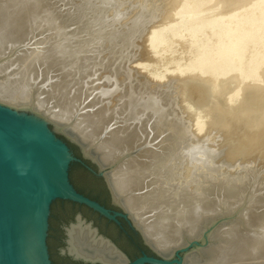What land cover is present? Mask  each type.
<instances>
[{"label": "bare ground", "instance_id": "bare-ground-1", "mask_svg": "<svg viewBox=\"0 0 264 264\" xmlns=\"http://www.w3.org/2000/svg\"><path fill=\"white\" fill-rule=\"evenodd\" d=\"M170 1L0 0V104L31 110L72 133L98 163L111 164L105 177L114 203L163 257L205 232L182 264H264V184L255 172L244 180L216 177L217 156L205 140L222 128L221 119L215 114L206 123L176 105L174 84L193 78L194 93L207 92L216 111L227 92L225 117L243 87L264 90V0L234 1L224 14L215 0ZM178 43L195 48L190 63L165 74L150 70ZM91 231L71 226L68 253L122 264ZM24 252L38 264L31 231Z\"/></svg>", "mask_w": 264, "mask_h": 264}, {"label": "water", "instance_id": "water-1", "mask_svg": "<svg viewBox=\"0 0 264 264\" xmlns=\"http://www.w3.org/2000/svg\"><path fill=\"white\" fill-rule=\"evenodd\" d=\"M71 146L79 157L72 152ZM72 164L82 166L102 181L113 209L75 189L69 180ZM111 168V164L98 163L97 155L91 149L86 153L72 133L58 129L52 122L41 121L29 109L0 104V264H30L24 252L26 231L34 235L38 264H53L47 238L50 210L56 202L83 207L120 228L122 221L147 251L134 259L128 258L111 240L101 235L92 222L76 215L63 227V247L59 250L61 256L73 262L102 264L74 258L68 253V230L79 223L88 226L96 238L105 241L121 257L122 264H182L185 254L201 245L205 232L201 238L192 239L174 251L170 258L154 251L130 216L114 203L105 177Z\"/></svg>", "mask_w": 264, "mask_h": 264}, {"label": "rangeland", "instance_id": "rangeland-1", "mask_svg": "<svg viewBox=\"0 0 264 264\" xmlns=\"http://www.w3.org/2000/svg\"><path fill=\"white\" fill-rule=\"evenodd\" d=\"M172 1V0H171ZM170 1V2H171ZM179 1L180 0H176V1H172L171 2V6H173V5H177L178 3H179ZM182 1V0H181ZM225 1V2H224ZM234 1H238V0H215L214 2L215 3H213L212 4V6L214 5V6H216L217 4L218 5H220V6H222V4L224 3L225 4V6H224V4H223V7H220V9H218L219 10V12L221 13V14H224L225 12H226V9L228 10L231 6H232V3L234 2ZM129 2V1H128ZM127 2V7H129L128 6V4L130 5L131 3L132 4H134V1H131L130 3H128ZM174 2V3H173ZM176 2V3H175ZM219 2H220V4H219ZM230 2V3H229ZM167 3V2H166ZM173 3V4H172ZM217 3V4H216ZM222 3V4H221ZM132 4L130 5V7L129 8H131V9H127L126 10V17H125V19H129V20H131L132 18H133V15L131 16L130 14H127V13H132V11H133V8L131 7L132 6ZM168 4H170L169 2H168ZM213 6V7H214ZM212 7V8H213ZM217 7V6H216ZM219 7V6H218ZM126 9V8H125ZM168 9V8H167ZM166 9V10H167ZM216 9V8H215ZM130 11V12H127V11ZM218 10H216L217 12H218ZM222 10H225V12L224 11H222ZM162 11H163V9H162ZM218 12V13H219ZM162 13V12H161ZM127 15H129L130 17H132V18H130V17H128L127 18ZM127 21V20H126ZM168 21V20H167ZM166 21V22H167ZM128 22V21H127ZM165 23V22H164ZM144 28H147V27H144ZM143 28V29H144ZM146 30V29H145ZM144 32V31H143ZM209 33L210 32H208V31H206L205 32V34H204V36L201 38L202 40H200L202 43H203V41L205 42V40H207L209 37H210V35H209ZM211 34V33H210ZM209 36V37H208ZM179 44V43H178ZM176 44V45H172L171 47H170V49H169V55H166L163 59H162V61H158L157 62V65L156 64H154V65H156V66H154L153 67V64H150V63H148V64H150V66H152V68H150V70H153V71H160L161 70V72L162 73H164L165 74V72H166V70H167V72L169 73L170 71H172L174 68H175V66H176V68L174 69V70H176V69H179V67H183V66H185L186 64H188V63H190L192 60H193V58H194V55H195V48L194 47H192V46H189V48H191V49H184V47L181 45V44ZM194 46V45H193ZM196 47V46H195ZM183 49V50H182ZM144 50V49H143ZM142 50V51H143ZM245 50H246V52H243V53H245V54H249V53H251L252 51L250 50V48H249V50H248V48H245ZM245 50H243V51H245ZM249 51V53H247L248 51ZM253 50H255V48H253ZM144 52H146L145 50H144ZM143 52V53H144ZM257 51H255V52H253L254 54L256 53ZM142 53V54H143ZM145 54V53H144ZM244 54V57L246 56ZM251 55H253V54H251ZM145 56H146V54H145ZM249 57H250V54L248 55ZM247 56V57H248ZM247 57H245V58H247ZM244 58V59H245ZM247 59H249V58H247ZM247 59H245V60H247ZM147 60V59H146ZM165 60V61H164ZM148 61V60H147ZM146 61V62H147ZM249 60H247V61H243L242 62V66L240 67V71H245V70H247L246 68L248 67L247 66V62H248ZM249 64V63H248ZM234 65V64H233ZM164 66V67H163ZM178 67V68H177ZM234 67H236L235 65H234ZM238 67V66H237ZM236 67V69L238 70V68ZM156 68V69H155ZM165 68V69H164ZM163 69V70H162ZM170 70V71H169ZM173 70V71H174ZM156 71V72H157ZM164 71V72H163ZM166 72V73H167ZM261 76V75H260ZM264 77V76H263ZM261 78V79H263V82H260L261 84L262 83H264V78ZM260 79V81H262ZM167 80V79H166ZM184 80V79H183ZM192 80H194L193 78H188V79H186V81L184 80V81H182V79L181 80H179L178 79V81L176 80V81H174V84L176 85V87L178 88L177 89V92H178V94H177V100H176V105H178L179 107H181V108H188V110L190 111V110H192V112L190 111V113L196 118V115H194L195 113H197V115H198V113L200 114L199 116H197V117H200L201 119H202V121H204L205 119H206V121H204V122H211L212 120L214 121V117L216 116L217 118H219L218 119V121H220V119H221V127L222 128H220L219 130H218V132H215L214 133V135L212 136V134H213V132L212 133H210L211 134V136H207V139L205 140V145L208 147V148H206V149H208L207 151H209V150H212V152L214 151L215 153H216V156L217 157H215L216 159L215 160H213V162L215 161V164L218 166V171L217 172H215V173H217L216 174V177H218L219 179H225V180H227L228 178H231V179H239V178H241V179H245V178H248V176L250 175V173H254L255 172V174L256 175H259V177H260V181H262V183L264 184V117L262 116V113H261V110H262V108L264 107V97H262V95L264 96V90H263V84L261 85L260 84V86H261V88L262 89H260V90H256L255 91V93H254V91H252V93H251V91L250 90H248L247 91V89L245 90V87H243V89H241V90H245V91H241L240 90V92L241 93H239L240 94V99H239V101L236 103V105L234 106V108H231V109H229V111L231 110V112H229L228 113V115L225 117V113L226 112H228V111H226V109L228 110V106L226 105V104H224L225 103V98H226V96H223V95H225V93H227V92H224V94L221 96V101L219 100L218 102V105L219 106H221L220 108L222 109V111H219V107L217 108L218 109V111H216L215 109L216 108H213L212 106H211V104H209L210 103V97L207 95V92H206V94L203 96L201 93H199V94H196V93H194V89L193 88H191L193 85H191V84H195L196 83V81L195 82H193ZM179 84H181V85H179ZM225 84H228L226 81H224L223 82V85H222V83H221V86H222V88H223V86H224V88H225ZM235 83H233V85H234ZM236 86V84L234 85V86H232L233 88ZM193 89V90H192ZM206 91V90H205ZM225 91V90H224ZM196 92V91H195ZM199 92V91H198ZM242 92H243V94H242ZM245 92V93H244ZM262 94H261V93ZM246 93H250V94H253V96L252 95H248V94H246ZM259 93V94H258ZM179 94H181V95H179ZM202 95V97H200L201 95ZM179 95V96H178ZM200 95V96H199ZM256 95V96H255ZM255 96V97H254ZM259 96V97H258ZM225 97V98H224ZM246 97V98H245ZM258 99V100H257ZM201 101V102H200ZM224 102V103H223ZM207 103V104H206ZM187 105V106H186ZM209 106V107H208ZM203 107V108H202ZM205 107V108H204ZM225 107H227L225 110H224V108ZM191 108V109H190ZM206 108H207V110H206ZM244 108V109H243ZM202 109H203V111H204V113L202 112ZM233 109V110H232ZM241 109H243V111H242V113L241 114H243V115H241V116H239L238 115V113H239V111L241 110ZM194 110V111H193ZM214 110V111H213ZM198 111V112H197ZM216 111V112H215ZM224 111H225V113H224ZM220 112V113H219ZM222 112L224 113V114H222ZM241 112V111H240ZM207 113H209L210 114V116H209V114H208V116L210 117H208V116H205L206 118H204L203 116H204V114L205 115H207ZM215 114H217V115H215ZM222 114V116H220ZM202 115V116H201ZM215 115V116H214ZM224 115V116H223ZM212 116H214L213 118H212ZM215 117V118H216ZM224 117V118H223ZM204 119V120H203ZM210 119V120H209ZM223 120V121H222ZM229 120V121H228ZM237 120V121H236ZM225 127V128H224ZM221 130V131H220ZM227 131V132H226ZM220 132V133H219ZM208 133V132H207ZM206 133V134H207ZM233 133V134H232ZM209 134V135H210ZM201 136V135H200ZM199 136V137H200ZM234 136V137H233ZM198 137V138H199ZM202 137V136H201ZM204 137V136H203ZM206 137V136H205ZM210 137V138H209ZM212 137V138H211ZM216 138V139H215ZM223 138V139H222ZM233 138V139H232ZM213 139V141H211V140ZM219 139V140H218ZM230 139V140H229ZM211 142H210V141ZM217 142H216V141ZM229 140V141H228ZM217 143V145L216 144H214L215 142ZM233 141V142H232ZM240 141V142H239ZM207 142V143H206ZM213 142V143H212ZM212 144L211 146H210V144ZM219 143V144H218ZM213 144L215 145V146H213ZM213 146V147H212ZM233 146V147H232ZM217 149V150H216ZM231 150V151H230ZM218 151V152H217ZM236 153V154H235ZM240 154V155H238V154ZM237 155V156H236ZM223 156V157H222ZM244 158H243V157ZM253 156H254V159H256V160H254L253 159ZM228 159V161H227V159ZM230 158V159H229ZM250 158H251V160H250ZM226 159V160H225ZM233 159V160H232ZM235 160H236V162H235ZM249 160V161H248ZM229 161H232V162H234L232 165H234V166H232L231 164L229 165L228 164V162ZM248 161V162H247ZM224 162V163H223ZM238 162H240L242 165H240V163H238ZM245 162H247V163H245ZM224 165V166H223ZM227 165V166H226ZM258 165V166H257ZM232 167V168H230V167ZM237 166V167H236ZM227 167L229 168V169H227ZM223 168H225V169H227V170H225V169H223ZM256 168V169H255ZM236 169V170H235ZM255 169V170H254ZM235 170V171H234ZM245 170V171H244ZM247 170V171H246ZM222 171V172H221ZM233 171H234V173H233ZM230 172V173H229ZM256 172H258V173H256ZM223 173H225V174H223ZM228 173V174H227ZM233 174L232 176L230 175V174ZM239 173V174H238ZM263 173V174H262ZM222 174V175H221ZM238 174V175H237ZM242 175V176H241ZM231 176V177H230ZM262 176V177H261ZM74 181H75V183L77 184V186H78V188L79 189H81V190H84V191H89L88 189H89V186L84 182V181H82V179L80 178V177H78V176H74ZM109 198V197H108ZM109 201H110V199H109ZM54 208H56V205H55V207ZM56 212H57V210H55ZM87 214V216H85V217H83L82 215L83 214ZM72 216L70 217V218H67L68 220H66V222L65 223H70L71 221H72V218L74 217V216H76V215H80L81 217H83V219H86L87 221H89V222H91V219H93V215L90 213V212H88V211H86L85 209H81L80 211L79 210H77V211H75V212H73L72 214H71ZM49 243H50V245H51V247L53 248V256H52V259H53V261L55 262V263H61V260H60V256L56 253V251L54 250L55 249V247H56V245H55V243L53 242V240L52 239H50V241H49Z\"/></svg>", "mask_w": 264, "mask_h": 264}, {"label": "flooded vegetation", "instance_id": "flooded-vegetation-1", "mask_svg": "<svg viewBox=\"0 0 264 264\" xmlns=\"http://www.w3.org/2000/svg\"><path fill=\"white\" fill-rule=\"evenodd\" d=\"M69 180H70L71 184L75 187V189H77L80 193L89 197L92 200H95V198L92 197L88 192L78 188V186L73 182L70 171H69ZM95 201L98 202L100 205L108 208V209H113V207L110 205L109 198H108L107 204L101 203L100 201H97V200H95ZM57 204H58V202L55 203V205H56L55 210H57V212L55 214H58V215H54L53 213L51 214V210H50L49 229H48V238H47V246H48V251H49V255H50V260L52 261L53 264H82L79 262H77V263L73 262L69 258L61 256L59 250L63 247V239H64L63 227L65 225H67V223H65L66 220H68L67 218H70L72 216L71 214L73 212H75L77 210L80 211L83 207H79V206L72 205V204L69 205V203H67L68 205L65 207L63 205L64 203H61V202H59L60 207H58ZM69 206H70V209L68 210ZM83 209H85V208H83ZM85 210L88 211L87 209H85ZM88 212H90V211H88ZM91 214L93 215V219H91L92 226L94 228H97L98 232L101 235H103L106 238H108L109 240H111L125 255H127L128 258L134 259V258L140 256L141 252L147 253L146 249L142 246L140 240H139V242L138 241L135 242L134 240H132L130 238L127 226L122 221H121V228H120V227L114 225L113 223L108 222L107 220L99 217L96 214H93V213H91ZM82 216L85 217V216H87V214L84 213ZM74 217L72 218V221H73ZM87 222H89V221H87ZM50 239H52L56 245L54 250L60 256L61 263H55L52 259L53 248L51 247V245L49 243Z\"/></svg>", "mask_w": 264, "mask_h": 264}, {"label": "trees", "instance_id": "trees-1", "mask_svg": "<svg viewBox=\"0 0 264 264\" xmlns=\"http://www.w3.org/2000/svg\"><path fill=\"white\" fill-rule=\"evenodd\" d=\"M72 152L75 154V156L79 157L77 150L74 147H70ZM70 174L72 179L74 176H78L89 186L88 193L95 198V200L100 201L101 203H108V194L105 190V187L102 183V181L94 176H92L90 173H88L82 166L78 164H72L70 166ZM73 182L75 183L74 179ZM76 184V183H75ZM77 185V184H76ZM87 192V191H86ZM65 207L68 205L67 203L63 204ZM70 205V204H69ZM58 207H60L59 202L57 204ZM55 203L51 207V214H55ZM70 209V206L68 210ZM61 215V214H60ZM128 233L130 235V238L134 240L135 242H139V239L137 236H135L131 231L128 230Z\"/></svg>", "mask_w": 264, "mask_h": 264}]
</instances>
